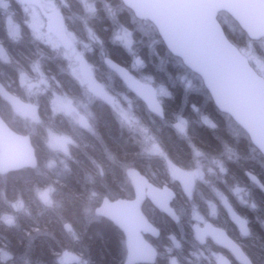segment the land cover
I'll list each match as a JSON object with an SVG mask.
<instances>
[{
    "label": "trees",
    "instance_id": "16d2710c",
    "mask_svg": "<svg viewBox=\"0 0 264 264\" xmlns=\"http://www.w3.org/2000/svg\"><path fill=\"white\" fill-rule=\"evenodd\" d=\"M67 1L72 7L68 15L73 12L77 19V24L70 31L74 30L79 38H84L79 23L83 20L78 19L83 17L86 29L101 41V49L89 53L86 61L94 66L96 73L103 70L112 75L116 83L110 79L103 80L109 89L127 90L122 81L105 66L104 60L107 59L125 67L139 80L153 79L154 85L170 92V97L163 99V120L150 114L139 99H136L138 108L135 111L139 125L155 139L167 159L148 154L141 135L128 124L120 123V119L102 101L94 102L91 106L90 131L61 114H54L46 97L44 101L36 100V103H40V122L24 127L18 119L10 118L11 107L0 98V115L14 131L31 136L38 159L36 169L0 176V256L3 253L9 256L7 261H2L0 257V264H61L62 255L68 253L80 258L83 264H125L127 248L124 233L112 222L97 217L95 209L106 198L134 197L129 171H137L154 185L169 186L176 192L173 206L180 217L179 223L159 211L150 201L143 207L147 218L161 233L158 239L147 236L158 250L155 264H172L170 258L179 264H205V260L193 257L197 250L210 247L212 253L223 254L232 264H239L229 252L211 241L203 245L194 237L193 220L188 216L192 202L184 195L179 182H174L168 174L167 162L175 169L189 172L197 168V154H201L207 162L221 161L225 164L226 173L219 181L213 182L216 189L229 196L227 190L250 184L256 192L250 199L258 208L255 218L258 223H264V194L251 184L247 176V173L254 174L264 185L263 157L247 136L238 140L233 137L230 127H239L215 108L203 86L200 92L186 87L181 78L191 72L179 58L171 55L151 23L136 19L121 0H93L96 12L91 15L83 10L81 4L78 5L80 1ZM226 18L233 22L225 13L219 16L230 41L241 51L253 50L254 55L264 63V40L250 41L235 22L238 30L232 31ZM123 28L133 32L134 44L131 49L122 47L114 40L115 31ZM46 57L52 58L51 53L47 51ZM138 59L143 63V68L136 66ZM3 68L0 62V70ZM7 71L6 77L0 76V82L4 86L8 85V81L18 83L17 71ZM48 74H52L54 79L50 81L53 88L71 97L84 93L72 76L63 70H53ZM111 84H114L113 87ZM177 117L188 120L186 135L176 130L174 124ZM203 118L214 126L206 125ZM44 126L72 140L68 146L69 156L65 157L61 166L55 164L57 155L47 144ZM44 190L52 191L51 205L44 204L39 197V192ZM209 193L212 194L210 189L205 194ZM212 198L209 196V199ZM228 199L235 210L248 219L250 236L239 235L236 224L221 205V212L226 217L222 215L221 219L212 222L242 247L253 264H264V229L254 228L250 224V213H246L248 211L238 206L232 198ZM201 209L203 212L207 210L205 202ZM6 217L11 219L7 221ZM224 218L230 220L229 224ZM172 242L181 243V247L166 253L164 246H172Z\"/></svg>",
    "mask_w": 264,
    "mask_h": 264
},
{
    "label": "water",
    "instance_id": "95a60500",
    "mask_svg": "<svg viewBox=\"0 0 264 264\" xmlns=\"http://www.w3.org/2000/svg\"><path fill=\"white\" fill-rule=\"evenodd\" d=\"M139 21L154 26L165 47L179 58L184 67L201 78L215 108L242 128L252 145L264 157V77L250 64L249 59L230 41L220 23L219 14L227 13L252 41L264 39V0H121ZM62 45L69 50L70 38L61 17L48 22ZM106 66L142 101L150 113L163 120L164 108L157 88L136 78L128 69L107 59ZM90 86L114 104V98L93 77ZM0 97L13 110L30 121L38 122V106L13 96L0 83ZM38 159L30 135L14 131L0 115V176L24 169H36ZM134 189L132 199H103L95 215L112 222L125 235L127 259L125 264H155L156 246L147 236L158 239L160 230L147 218L144 204L150 201L159 211L175 222L179 216L173 203L176 198L169 186L157 187L146 176L129 171ZM189 199L193 198L197 180L191 173H174ZM250 182L264 194V185L257 176L247 173ZM223 207L240 227L250 235L248 221L241 217L229 201ZM195 237L205 244L211 240L228 251L239 264H253L228 233L208 221L194 227ZM69 255L66 263L75 262ZM173 264H179L174 261Z\"/></svg>",
    "mask_w": 264,
    "mask_h": 264
},
{
    "label": "rangeland",
    "instance_id": "374dc122",
    "mask_svg": "<svg viewBox=\"0 0 264 264\" xmlns=\"http://www.w3.org/2000/svg\"><path fill=\"white\" fill-rule=\"evenodd\" d=\"M80 1L78 5L81 4V7L83 10L87 11L89 15L94 14L96 12V4L93 0H78ZM14 3H21L24 5V7L27 9L29 16H26L28 21V26L33 32L38 36V38L41 40V42L46 43L48 48L51 52H54L57 58L60 60L66 62L67 69H65L64 72L69 73L70 75H75V78L78 79L80 84V88H82V91L84 93H80L78 96L71 97L69 94H65L64 92L55 89L51 86V80L48 79V77H43L41 79L37 80V83L40 84L41 88L38 91H34V93L28 92L26 94L27 97L31 98L33 102L36 103V100H38L40 97L44 96L46 97L47 101L49 102L50 109L54 114H61L63 117L71 120V122L76 123L80 127L86 128L88 130H92L91 127V121L90 118L92 116L91 112V106L94 102H98L99 96L96 92H94L90 86L87 80L85 79L87 75H84L86 71H91V74H98L96 73V70L92 64H90L87 59V55L89 53L95 52V50L101 49V41L99 39H96L94 34L91 31H88L86 21L83 19V17L78 18L80 20H83L81 23V27L84 33V38H79L74 30L69 32L70 38H71V51L67 52L62 43L56 39L54 32L51 31L47 26V20L52 19V17L55 15H63L67 18L69 29L72 28V26H75L77 24L76 16L73 14L68 15V11L70 10L71 5L67 0H35V4H28L25 0H0V9H3L4 12L10 13L11 12V6ZM55 13V14H54ZM74 15V16H72ZM54 16V17H55ZM53 17V18H54ZM22 18H24L22 16ZM29 18V20H28ZM85 18V16H84ZM228 26L233 30H238L236 25L230 21L229 19H225ZM86 24V25H85ZM35 28V29H34ZM7 29L8 34L12 37L18 36L20 34V29L16 25H14V22L12 18L7 19ZM114 40L119 43L122 47L131 49L134 44L133 39V32H131L127 28L118 29L115 31L114 34ZM245 56L248 57V59L251 61L250 64L254 66L258 74L264 77V63L261 62L253 53V50L242 51ZM1 55V54H0ZM77 57H80L84 65H81L79 62H77ZM56 58V59H57ZM3 59V56H2ZM53 59V58H50ZM55 59V58H54ZM4 60V59H3ZM5 61V60H4ZM52 61V60H51ZM56 62V60H54ZM105 62V61H104ZM88 63V64H87ZM136 66L139 68H143V63L138 59L135 62ZM38 68H36L37 72ZM68 71V72H67ZM100 72L101 76L106 79H110L113 82H116L115 79L112 78L111 74H108L107 71ZM2 76L6 77L7 74L4 72H1ZM87 74V73H86ZM89 77H87L88 79ZM27 85L30 86L33 84V80L30 78H27ZM145 82H148L149 84L154 85V80L145 78L143 79ZM182 82L186 85L188 89H194L196 92H200L202 90L203 82L202 80L196 76L193 73H188L184 77L181 78ZM114 84H111V87H113ZM158 90L160 100L163 104L164 100L168 97H170V92L162 87V86H156L154 85ZM114 91L112 94V97L115 100L114 106L110 107L111 112L115 114L116 117L120 118L121 116V122L123 125L128 124L132 130L137 131L141 135V139L143 140V145L146 146L148 150V154L152 156H158L163 159L166 158L165 153H163L158 146V144L155 143V139L149 134L148 131L144 129V127H141L139 125V118L136 115L135 111L138 108L136 106L137 104V97L133 95L130 91H127L126 89L117 90L113 87ZM129 92V93H128ZM131 93V94H130ZM151 114V113H150ZM153 115V114H152ZM155 116V115H154ZM176 123L174 124L176 130H178L182 135H186V130L188 128L189 122L186 120V118L183 117H177ZM203 122L206 125H209L213 127L214 125L207 119L203 118ZM44 126V130L46 129L47 132V144L49 148L54 151V153L57 155V162L55 163L56 166H61L65 162V157L69 156V148L70 144L72 143V140L69 136L56 133L54 132L50 127ZM234 127V128H233ZM231 134L235 139L238 140V138L246 139V133L235 126L230 127ZM248 137V136H247ZM197 157L199 158L197 162V168L193 171H189L186 173H191L196 177L198 186L196 187L193 198L189 199L192 203L189 204V214L188 216L193 220V229L194 226H200L205 224L208 221H215L222 218V212L220 209V205L222 206L223 202L226 200H229L228 198H232L235 203L240 206L242 209H246L251 215L250 224L252 223V226L254 228L261 227L264 229V223H258L257 219L255 218L256 212L258 211V208H256V205L250 201L251 198L255 196V190L250 185L247 184L246 186H236L233 187L230 191L227 190L226 193L221 192L219 189H216L214 186V181H219L222 175L226 173L225 170V164L221 161H210L207 162L202 155L197 154ZM167 159V158H166ZM167 169L168 174L170 177L175 181L179 180L174 176V173H181L182 171L175 169L174 166L167 162ZM264 170V166L263 169ZM138 173L137 171H134V174ZM131 182V178H130ZM182 189V185L179 182L178 183ZM211 190L212 194L209 193V195H206L205 193L208 190ZM209 196H213L212 199H209ZM39 197L41 201L46 205L52 204V191L51 190H44L39 192ZM198 202V204H197ZM206 204L207 210L205 212L202 211L201 205L202 203ZM182 210L185 211V208L183 206H180ZM17 209H23L20 206H16ZM225 216V215H224ZM226 217V216H225ZM7 221H9L11 218L6 217ZM225 222H230V220L227 218L225 219ZM229 220V221H228ZM242 235V234H239ZM173 238H171V241ZM181 247V243H174L172 242V246H164V250L166 253H172L175 250H179ZM211 248V247H210ZM210 248L206 249H199L195 252L194 259H201L205 260V264H232V262L223 254H216L212 253ZM72 255L76 258V261L66 263V258ZM2 261H7L9 259V256L7 254H2L1 256ZM171 259V262H173V259ZM61 264H83L81 259L76 257L73 254H63L60 259Z\"/></svg>",
    "mask_w": 264,
    "mask_h": 264
},
{
    "label": "flooded vegetation",
    "instance_id": "af4514ba",
    "mask_svg": "<svg viewBox=\"0 0 264 264\" xmlns=\"http://www.w3.org/2000/svg\"><path fill=\"white\" fill-rule=\"evenodd\" d=\"M25 1L28 4L29 3L30 4L36 3L35 0H25ZM10 9H11L10 13L4 12L3 9H0V54H1L0 55V62L4 66V68L2 70H0V76L2 75L1 72H4L5 74H7L8 73L7 69L17 71V73H18L17 75L19 78L18 83L15 84L13 82L8 81V85H6L5 88L12 95L19 97L22 101H24L26 103L35 104L40 109V106H39L40 103L39 102L33 103V100L31 98L27 97L26 94H28V92L34 93V91H38L41 88L40 84L37 83L38 79H41L43 77H48V79H50L51 81L54 80L52 78V74H48V72L52 73L53 70L55 72L62 71V70L65 71V69H67L66 62L57 58L56 55L54 54V52L50 51L47 44L41 42V40L33 32V30H31V32H30V29L28 26V21L26 18V16H29V14L26 11L27 9L24 7V5H22L20 2L17 4L13 2ZM22 16L24 18H22ZM59 16H61L63 18V20L66 24V27H67L66 30H68V32H70L68 22H67V18L63 15H59ZM8 18H12L14 25L19 27L20 34L18 36L12 37L11 35L8 34V29H7V19ZM28 20H29V18H28ZM50 20L51 19H48L47 23ZM2 30H3V32H2ZM55 37H56V39H58V41L61 42V40L58 38V36L55 35ZM71 49L70 50L65 49V50L67 52H69V51H71ZM47 51L51 53V57L53 59H48L46 57ZM30 52H31V55H30ZM2 56H3V59L5 61L2 59ZM54 60H56V62H54ZM77 62H79L81 65H84V62L80 57H77ZM46 63H47V66H46ZM47 67L49 68V70H47ZM36 68H38L37 72L35 71ZM107 73L110 74L109 72H107ZM83 74L87 75L85 78L87 81H88L87 77H93L96 80V82H98L104 86V88L110 93V95L113 94L114 90L109 89L103 82V80H105L107 77L103 78L100 73H99V75L93 74V73L91 74V71H89V70L86 71L85 73L83 72ZM71 76L75 80V83L79 82L78 79L75 78V75L71 74ZM27 78H30L31 80H33V84H31L30 86L27 85L28 84ZM77 84L80 86L79 83H77ZM91 89L98 94V96H99L98 101H102V102L106 103L109 106V108L114 106V104H110V103L106 102L104 97L102 96V94L95 91L93 88H91ZM44 98H45V95L40 97L39 99L44 101ZM110 110H111V108H110ZM121 117L119 118L120 121H121ZM10 118L18 119L19 122L24 124V127H25V125L28 126L31 123H34V122H31L30 120H28L27 118L22 117L20 114L16 113L12 108H11V117ZM175 194H176V192H175ZM237 229L240 232V234H242V231L238 225H237ZM208 241H211V240H208Z\"/></svg>",
    "mask_w": 264,
    "mask_h": 264
}]
</instances>
